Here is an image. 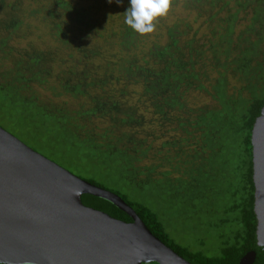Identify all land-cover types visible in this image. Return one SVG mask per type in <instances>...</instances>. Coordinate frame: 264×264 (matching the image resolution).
Masks as SVG:
<instances>
[{"label":"trees","instance_id":"1","mask_svg":"<svg viewBox=\"0 0 264 264\" xmlns=\"http://www.w3.org/2000/svg\"><path fill=\"white\" fill-rule=\"evenodd\" d=\"M53 1L48 10L52 30L60 44L75 51L81 68L56 73L53 66L63 62L51 52L24 49L12 68L0 74V115L12 124L10 129L45 142L62 156L53 158L66 165L91 170L93 177L85 181L118 195L154 237L190 264H240L249 253L256 254L254 264H264V248L256 235L252 145L254 125L264 108V0H171V7L181 5L195 14L194 24L203 20L208 37H197L194 24L180 21L166 28L164 43L134 53L148 34H138L123 22L111 35L123 54H112L103 45L108 42L93 8ZM71 23L81 28L78 42L71 39ZM22 25L15 16L0 24L6 34L0 40L3 56L14 52L9 41ZM93 33L100 42L91 45L87 41ZM52 79L65 95L88 105L73 112L41 101L32 87ZM231 79L238 86L232 87ZM136 86L160 125L173 123L182 130V149L175 157L182 172L178 167L177 177L147 164L151 148L137 137L146 120L138 107L127 103L129 88ZM191 92L208 95L213 104L190 107ZM96 119H107L111 127L97 133L91 123ZM105 181L115 184L114 191ZM169 200L178 201L176 207L182 209L186 244L166 231L162 218L169 215L160 204ZM82 204L132 223L105 199L84 195Z\"/></svg>","mask_w":264,"mask_h":264},{"label":"water","instance_id":"2","mask_svg":"<svg viewBox=\"0 0 264 264\" xmlns=\"http://www.w3.org/2000/svg\"><path fill=\"white\" fill-rule=\"evenodd\" d=\"M257 242L264 248V108L252 135ZM105 199L132 223L87 208ZM142 257V259H138ZM255 253L240 264H254ZM190 264L118 195L74 176L0 127V264Z\"/></svg>","mask_w":264,"mask_h":264},{"label":"rangeland","instance_id":"3","mask_svg":"<svg viewBox=\"0 0 264 264\" xmlns=\"http://www.w3.org/2000/svg\"><path fill=\"white\" fill-rule=\"evenodd\" d=\"M73 5H77L78 7L84 8H93L96 11V18L100 22L102 28L104 30L101 32V35H104L103 38L107 41L106 45L109 49L112 50V54H123L118 40L112 39L111 35L118 30H120L124 18V11L129 7L128 0H121V3L118 5L115 2L108 3V0H98V3H94L95 0H66ZM54 4L53 0H0V24H3L12 17H18L22 21V30L18 32V34L13 38V40L9 41V45L14 48V52L10 56H3L0 52V74L10 70L12 68V62L15 57H17L24 49L34 47L35 49L49 51L52 53L53 58L57 61H61L63 63H55L53 66L54 70L56 69V73L67 72L70 69H78L81 67L77 64V54L73 49H67L62 44L57 41L55 31L52 30L53 25H51V21L48 16V10L52 8ZM62 13V11H61ZM67 18V16H63ZM195 14L186 11L183 6L178 5L175 7H171L166 16L158 18V23L152 33H148L145 37H143L136 45V49L134 50L138 53L150 49L155 44L164 43L166 36V28L168 26L173 25L174 23L182 21L183 24L185 22H189L194 24ZM203 20L198 24H194L196 27L194 28V32L197 30L199 34L197 37H204L209 34V31L206 27L203 26ZM246 22H243L244 25ZM199 28V29H198ZM244 26H242V29ZM241 30V27H240ZM71 39L73 41L78 42V40L82 39V31L81 28L73 23L70 24ZM94 37H91L90 40L87 41L89 44H95L96 41L100 42L97 33H93ZM193 34V33H192ZM6 36L5 31L0 28V40L4 39ZM83 66V65H82ZM237 80L231 79L230 85L232 87L238 86ZM58 83L52 79L45 86H34L32 87V91L36 96L39 97L41 101L44 103H51L54 105L64 106L68 108L70 111L76 112L85 108L88 105L84 99H74L71 96L65 95L61 90H59ZM130 95L128 96L127 103L131 106L138 107L139 114L143 115L146 120V125L137 131L138 138L145 140L147 145L151 148L149 153L150 159L148 160V165H154L156 167H160L158 169L159 173L162 172H172V177H177L179 175L177 173L178 167L182 172V164H178L175 161V157L179 154L177 151L178 148L182 149V130H180L177 124H169L166 126H162L158 123L155 118L152 110L142 103L141 95L142 88L140 86L130 87L129 88ZM188 104L192 108H200L206 105L211 106L213 104L212 99L203 93L191 92L188 95ZM182 116V115H181ZM84 124H88L95 129V131L99 134H103L108 128L111 127V123L107 119H96L89 122H82ZM12 124L0 115V127L5 131H8L11 135L15 136L19 139L23 144L27 147L33 149L35 152L41 154L46 157L48 160L56 163L63 169L67 170L71 174L76 177H79L82 180H87L90 177H93V173L91 170L85 167H80L76 165H66L65 163L53 158L61 159L62 156L55 151L50 150V147L40 139H36L31 135L23 136V130L18 128L12 131L10 127ZM168 143L170 147H165L164 145ZM174 143V145H173ZM160 176V175H159ZM107 182L105 186L114 191V183L112 181ZM117 186V185H116ZM119 187V186H118ZM121 192L123 194L128 193L126 189H122L120 187ZM178 201L169 200L168 203L160 204L167 211L169 217L162 218L164 221V225L166 231L170 234V236L180 245L184 243L183 239H185L186 231L188 227L186 225H182V209L180 207H176ZM180 208V209H179ZM196 234L202 237L204 240L210 242V238L206 234L205 231L197 230ZM190 236L188 235V238ZM188 242H185L186 244Z\"/></svg>","mask_w":264,"mask_h":264},{"label":"clouds","instance_id":"4","mask_svg":"<svg viewBox=\"0 0 264 264\" xmlns=\"http://www.w3.org/2000/svg\"><path fill=\"white\" fill-rule=\"evenodd\" d=\"M120 4L121 0H108V3ZM125 10V24L138 34L152 33L158 18L168 14L171 0H128ZM142 259V257H138Z\"/></svg>","mask_w":264,"mask_h":264},{"label":"flooded vegetation","instance_id":"5","mask_svg":"<svg viewBox=\"0 0 264 264\" xmlns=\"http://www.w3.org/2000/svg\"><path fill=\"white\" fill-rule=\"evenodd\" d=\"M153 264V263H152Z\"/></svg>","mask_w":264,"mask_h":264}]
</instances>
